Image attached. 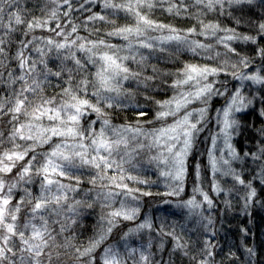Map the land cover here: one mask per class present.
<instances>
[{"label": "snow or ice", "instance_id": "1", "mask_svg": "<svg viewBox=\"0 0 264 264\" xmlns=\"http://www.w3.org/2000/svg\"><path fill=\"white\" fill-rule=\"evenodd\" d=\"M20 2L21 0H0V30H4L6 36L17 30L15 28L16 25L27 23L29 31L34 28L43 27L39 19L26 21L23 18V10L19 8ZM51 2L56 3V0H51ZM88 2H90V0H85V4ZM91 2L97 3L98 0H91ZM156 2L163 4L165 2H170V0H156ZM224 2L225 0H194V3L197 5L206 3V7L209 10H212L213 6L217 4L222 6ZM241 2H243V0H228L229 4H238ZM248 2L250 3L251 0H248ZM63 4L69 9L72 8L70 0H63ZM154 6V0H135V3H133L132 0H128L127 4H115L112 0H103V8L123 9L136 17L135 27L116 28L107 33V35L122 37L125 41H128L126 47L131 48L132 42L130 37L133 35L142 37L145 31L149 29H167L171 34L158 38L149 37V41L152 39H159L164 43L175 41L179 45H187L188 50L195 55L200 54L197 51L198 49L212 50V45H207L199 41H189L186 35L179 34L175 28L165 24H156L149 19L146 14H141L140 11L136 10L138 8L143 9L144 7L152 9ZM12 8H16L17 10L13 12L11 11ZM80 8L84 11H91V9H86L84 4H81ZM173 10V6L167 9L169 12ZM63 15L67 17L69 12L65 11ZM5 16L8 18L7 24L4 23ZM51 16L53 18L56 17L55 9L52 11ZM105 19L106 17L104 15L97 13H93L87 17L88 21H103ZM78 27L79 25H72L71 31L67 33L64 32L63 28L59 31L51 29V31L55 33V36H63V42H58L52 38L45 41L48 46L57 51V58H61L60 70L53 72L52 69L48 67V62L42 59L39 63L44 65V70L41 71L39 75H42L45 80H47L49 76L62 77V74L67 71L69 77L66 83H70L74 79L71 74L73 69H68L63 66L65 61L70 60L74 63L76 72L84 71L85 62L96 66L97 71L93 74L92 80H89L87 76H85L76 84L75 89L72 87L64 88L63 95L67 97V99L57 106L49 107V105H54V99L41 98L39 103L33 104L28 96L24 95L25 92H32L35 94L36 90L40 87V82L36 79L32 80V85H34V87L25 86L20 91L14 92L12 97L0 101V116L12 114V120L9 121L10 123L12 121H18L21 115L28 117L30 121L35 124L36 130V134H31V126L23 124L20 128H15L13 130L10 139L19 136L21 140L32 141L33 143L24 147L22 151L19 150L21 145L13 143L12 149L0 153V173L12 172L16 164L20 161H24L25 157L28 156L30 152L35 153L39 146L50 144L54 137L60 138L59 142L54 143V146L51 147V151L33 154L31 159L27 160L22 166V170L19 172V180L23 181L27 177L28 183L32 182L30 173L33 172V169L36 176L42 177L39 195L32 196L31 199H28L27 197L31 196V194L25 189L26 197L22 198L23 203L10 206L12 190L17 187V184L12 183L8 185L5 191V179L0 177V264H59L61 256L59 249L71 247L69 242L58 244L56 238L60 233H55V230L52 228V224L58 222L52 220V216H59L62 214L64 210L62 203L66 202L68 199L66 195L54 194L53 187H55L57 193H64L65 190L76 191V187L63 184L60 179L56 177H65L69 180L74 179L78 185L80 177L75 175L74 170L82 168L93 169L96 171L88 181L89 183L96 185L98 180L104 181L107 179L110 185L125 190L122 192H113L111 190L104 192L102 198L108 202L105 205L106 207H110L111 202L120 195L131 197L132 200H138L139 197L133 195V189L128 188V185L123 183L125 179L136 180L137 177L131 175L126 177L123 173L126 171L124 168L125 164H128L131 168L137 167L134 160L135 155L139 153L136 152V149L129 152L127 148L130 140L135 141L139 136L143 135L148 137L150 142L148 144L138 142L137 148L141 150L145 147L151 149L152 147L159 146L163 141V146L169 154L165 156L163 160H161L159 156H155L149 161V163L160 161L168 166L169 170L162 171L160 175L169 177L172 181H175L176 186L173 188L172 192L166 193V195H179L180 192L184 191L183 182L188 170L186 160L196 134L201 131V129L197 127L200 120L191 123L190 118L193 117L194 113L185 111L182 117L174 120V123L166 127L154 129L151 133L143 131L139 126L112 125L99 105L104 101H108L107 107H113V100L115 98L106 96L104 93H116L117 96H119L122 91V81L139 79L141 74L139 72H131L129 67L124 63V61L128 60L130 57L120 56L118 53L121 49L116 45L107 43L103 38L93 41L85 37L77 36L76 39H70V37L77 32ZM203 27L205 29H210L211 31L209 34L212 36H216L218 31L231 32V35H226L217 39V43L223 44L229 51H235V49L229 47V41L242 39L244 41L252 40L254 42L255 40L254 37H241L237 35L235 29H221L217 24H207ZM259 27L260 31L264 33V23L260 24ZM188 32L193 33L195 29H189ZM200 34L203 35L205 33L202 32ZM25 35H27V32ZM3 43H5V41L0 39V44ZM28 43L31 44L32 41H28ZM138 43L141 48L154 49V45L151 42H146L141 39L138 40ZM23 46L27 47V44ZM64 50L67 51L66 55L63 54ZM160 50L163 51L164 49L161 48ZM36 51L41 52V55H46L41 49H36ZM77 51L85 53L84 61L77 57ZM3 52L4 49L0 48V53ZM261 54H264V49L261 50ZM216 55L219 54L217 53ZM17 58L20 61L19 66L21 68L27 66L29 73L35 72V62L28 64V60L23 56L22 52L18 53ZM209 58L215 59V56ZM131 59L135 60V57H131ZM145 59V57H141L139 63H143ZM241 63L247 66L244 60H242ZM235 67L236 66L233 65V68ZM222 71H224L223 68H210L206 65L185 64L177 73V76L180 78L176 79L172 86L174 88H179L183 85H192L195 90L179 93L177 96L167 101H158L157 103L160 104L161 108L166 110L158 112L156 114V119L164 120L167 117H177V114L180 113L182 109H186V106L191 104L193 100H202L206 103L207 99L212 96H222L223 93L214 89V81L208 82L210 76L218 75L219 72ZM232 75L236 79H251L257 83L264 82V77L260 76L243 77L236 72H233ZM16 79L25 80V76L22 75ZM145 79H152V77H146ZM11 82L15 83V80ZM90 86L95 88L93 92V95L97 97L95 104L91 103L89 99L77 95L78 92L87 91ZM248 103H251V101ZM238 104L239 107H237ZM245 106L243 97H240L239 91H237V93L232 96L231 101L227 103L226 107L220 110L223 123L220 132L223 134L225 147L229 150L228 154L233 159H240L235 149L228 142L231 135L230 129L234 130L237 124V121L233 118V114ZM88 109L96 113L97 121H92L87 128H82L81 119L85 116L86 110ZM196 111L201 120L205 118L207 112L206 108H200ZM139 115L143 116L144 113L141 112ZM220 115L217 116L218 122H220ZM45 118L52 123L47 126L36 123ZM101 118H103L102 126L99 131H96L93 129L92 124L99 122ZM26 127L30 133L29 135H23V131ZM261 131L264 133V129ZM129 132L133 133L130 138L127 136ZM218 138V136H213L214 145ZM68 140L73 141V143L69 144L67 142ZM173 141L181 142L179 150H175L177 145L173 143ZM2 143L3 141L0 140V144ZM122 145L125 149L123 155L120 154ZM261 154H264V149H261ZM245 155H247V153ZM38 156L42 157V160H38ZM114 156H118L119 159H115ZM253 156L255 159H259V156L256 154H253ZM209 158L213 171H219L217 159L211 150H209ZM37 163H39V167L36 166ZM223 163L228 164V161L224 160ZM109 169H114L119 172L120 175H108ZM195 174L197 179H199V165L196 166ZM225 174L227 175L228 173ZM232 174L240 184L245 183L244 180L240 179L238 174L234 172ZM261 174L264 175V167L261 169ZM139 182L142 184L151 183L147 180H140ZM261 182L264 183V179H262ZM247 186L251 187V183L249 182ZM101 187L107 188L108 185H101ZM213 189L215 191L220 190L217 185H213ZM193 191L194 193L201 192V189L196 187ZM201 194L204 197V201L211 207L212 200L206 193L201 192ZM99 195L101 194L98 193V196ZM142 195L149 196L152 194L143 192ZM254 195L255 190L253 189L250 196ZM80 203L81 201H76L77 205ZM86 206L89 208L92 207L91 204H87ZM180 206L199 207V204L196 203L195 195H193L191 199L184 201ZM68 211L75 212V208L72 205H68ZM139 211L140 209L138 207H129L127 203L122 200L120 201V207L118 209L109 212L106 217L102 216L101 221H107L106 229L102 224L97 239L92 240L88 247L82 250L79 248L75 250L74 258L77 264H96L93 253L107 238V235L112 232L113 228L118 223V218L133 220ZM26 213L30 214V218L21 223V219ZM17 214H20V216L18 217ZM151 227V222L145 221L139 224L137 229L130 231H139ZM64 230V227H61L60 231L63 232ZM161 234H164L163 225L161 226ZM166 234L174 236L172 232ZM127 235L128 233H125V236ZM175 239L177 240L176 248L184 247V245L179 243L178 237H175ZM210 254L211 253H209V255ZM140 259L142 261H148L149 257L141 253ZM100 261L102 264H121L119 253L115 252L111 247L104 250L103 255L100 257ZM204 264H206V262H204Z\"/></svg>", "mask_w": 264, "mask_h": 264}, {"label": "trees", "instance_id": "2", "mask_svg": "<svg viewBox=\"0 0 264 264\" xmlns=\"http://www.w3.org/2000/svg\"><path fill=\"white\" fill-rule=\"evenodd\" d=\"M253 1L255 0H251L250 3L248 0H243V2L238 4H229L228 0H225L222 6L217 4L213 6L212 10H209L206 7V3L197 5L194 3V0H170V2H165L163 4L154 0L155 6L152 9H148L147 7L136 9L140 11L141 14H146L148 18L156 24L169 25L179 32L191 35L195 40H198V38L201 37L200 35H202L200 33L203 32L205 33L203 35H207L210 39L215 38V42L211 43L204 39V43L213 45V48L211 51L198 49L199 55L193 54L188 50L187 46L184 45H169L163 48V51L160 50L162 47H154V49L147 50L136 47L135 54L131 53L129 56L130 58L124 62L131 72H139L141 75L139 79L122 81V91L119 96H117L116 93H104L106 96L115 98L113 100V107H107L108 101H104L99 105L103 109L105 116L111 123H137L142 126L143 123L154 122V120H156V114L161 108L160 104L157 102L165 101V94L171 91L174 81L179 78L177 76L178 71L182 69L185 64H198L201 66L206 65L210 68H223L224 71L219 72L220 75H223L224 72L230 73L239 71L244 67L255 65L260 61L259 59L264 60V54H261V50L264 49V33L260 31L259 27L260 24L264 23V6H260L261 8L259 9L253 5ZM70 2L72 3L71 9L63 4V0H56V3H52L51 0H21L19 4V8L23 10V18L26 21L39 19L43 24V27L34 28L32 30L34 32L36 31V37H38V39L41 38L43 44L42 46L40 45V48L45 51V61L48 62V67L51 68L53 72L60 70L61 58H57V51L48 46L45 41L52 38L58 42H63V36H55V33L51 31V29L59 31L63 28L64 32L67 33L71 31L72 25H79L77 32L74 33L70 39H76L77 36L85 37L93 41L103 38L109 44L118 45L122 37L108 36L107 33L120 27L136 26V17L134 15L129 14L123 9H105L103 8V0H98L97 3H92L90 0L87 4H85V0H70ZM112 2L115 4H127L128 0H112ZM132 2L135 3V0H132ZM258 3L263 5L264 0H258ZM81 4H84V7L86 9H91V11L81 10ZM170 6L174 8L172 12L167 11ZM54 9L56 10L55 18L51 16ZM16 10V8L11 9L13 12ZM65 11L69 12L67 17L63 15ZM93 13L104 15L106 19L103 21H88L87 17ZM4 23H8L7 16H5ZM207 24H217L221 29H235L237 35L241 37H254L255 40L254 42L252 40H235V42L229 44V47L235 49V51H229L224 45L217 43V38L231 35L232 33L218 31L216 36H212L209 34L211 30L203 27ZM15 28L17 30L11 32L10 35L7 36L4 34V30H0V39L5 41L1 47L4 49V52L0 53V101L12 97L13 93L17 92L15 89L16 84L11 82L14 80L12 72H15V63L11 61H14L15 57H17L16 52L19 47L18 45L25 36L26 31L29 30L27 28V23L16 25ZM193 28L195 32L189 33L188 30ZM145 34L148 33L145 32ZM130 40L132 42L133 38L131 37ZM122 42L124 41H121V43ZM136 44H134V46ZM130 50L132 51V49ZM138 51L140 54H136ZM217 53L219 55H216ZM63 54L66 55L67 51L64 50ZM212 56H215V59L209 58ZM39 57L40 56H37L33 59L31 56L30 59H28V64H31V59L35 60L36 73L39 76L36 80L40 82V87L36 90L35 94L31 92L24 93V95L27 93L29 94L27 96L31 98L30 100H33V104H37L41 98L54 99V105L61 104L67 99V97L63 95L64 88L72 87L75 89L76 84L79 83L81 79L87 76L89 80H92L93 74L97 71L96 66L85 62L84 71L76 72L74 63L69 60L65 61L63 66L68 69H73L71 73L74 77L73 81L66 83L69 77L67 71L62 74V77L49 76L47 80H45L42 75H39V73L44 70V65L39 63L41 60ZM77 57L84 61L85 53L77 51ZM131 57H135V60L131 59ZM141 57L146 58L143 63H139ZM242 60L246 61L247 66L241 63ZM233 65L236 67L233 68ZM146 77H152V79H145ZM94 91L95 88L90 86L87 91L78 92L77 95L89 99L91 103L95 104L97 97L93 95ZM254 108L255 109L248 110L240 115L242 128L236 140L237 146L242 151L247 150L250 153L258 154L259 151L261 152V149H264V133L261 131L264 129V99L259 100ZM141 112L144 113L143 116L139 115ZM6 117L12 120V114L1 116L2 120ZM20 118L24 120L25 125L26 123H32L28 117L24 118L20 116ZM102 119L103 118H101V120ZM101 120L92 124L94 129L97 127L98 123L102 122ZM92 121H97V115L95 112L88 109L86 110L85 116L81 119V124L88 127L89 123ZM19 123L15 124V126L17 127ZM39 123L46 126L47 124L50 125L52 122L49 120L47 122L46 119H43L39 121ZM59 140L60 138L54 137L53 141L49 144V148L53 146L54 143L59 142ZM13 143L19 145L24 144L23 141L20 142V139L17 138ZM13 143L12 141H8L6 142V146L12 149ZM32 143V141L26 142V145ZM6 146L3 145L2 147L6 149ZM45 148L46 145L39 146L35 154L40 153L42 149L45 151ZM147 152L148 149H146L144 153L147 154ZM151 158L152 157H150V159ZM29 159L31 158L26 157L24 164ZM38 160H42V157L38 156ZM139 163L140 165L138 167L140 168H136L137 170L135 168H129L131 176L137 177L136 180L132 181L139 182L140 180H146V178L151 179L146 173H149V168L153 167V163H146V161L145 163L144 161ZM36 166L38 167V164ZM95 171L96 170L89 168L74 170L75 175L80 177L78 185L74 179L69 180L65 177L58 178L63 184L76 187V191L66 190L67 192L65 195L68 199L66 202L62 203L64 209L62 214L59 216H52V220L58 221L52 224L55 233H60L56 238L57 243L64 244L65 242H69L71 245V247L67 249H59L61 252L59 264H77L74 258L75 250L77 248L82 250L88 247L92 240L98 238L99 230H96L98 228V216L101 212L106 211V209L94 199L96 197L95 192L102 184L108 186L110 184L109 182H101L99 180L96 185L89 183L88 181L91 179V176L95 174ZM111 171L108 172V175H111ZM30 175L32 176L33 182L35 179L39 181L42 179L40 176H35L34 171L30 173ZM115 175H120V173L118 172ZM126 175L129 176L128 174ZM260 177L263 178V175H260ZM25 180L19 182L20 186L12 191V201L14 203H16L15 199L18 198H21V202L23 203L22 198L26 197L25 189L27 188L28 193L31 194V196L27 197L28 199L37 195V193L31 189L35 187V184L27 187L25 186L27 180ZM123 183L128 184V186L130 185L127 179H125ZM226 183L228 182L222 183L225 188V194L221 195L222 197L219 198L218 201L217 199L215 200L217 205L212 208V210H218H215V213H213L214 217L209 225L210 230L212 229L215 234L212 235L207 228L205 230H195L191 227L190 231L187 232H185L186 229H183L177 235L180 239V244L184 245V247L176 248L175 243H177V241H172L171 238L164 236V231H173V228L174 230L179 228L181 225V218L175 215L166 216L165 214L167 213H164L165 217L162 224L159 225L158 218L162 219L161 215L157 216L158 213L156 212L151 214V218H153V221H151L153 225L151 229L154 230L152 233H156L155 231H157L158 235L164 238V246L156 248L154 246L152 250V255H154L152 260L155 261V259H157L156 264H159L158 259H160V257L162 262L164 261L168 264H198L202 260L200 259L202 257L204 258L202 261H205L208 257H215L217 264H264V184H262V182H256V191L252 198L253 202L249 205L246 204V207H244L242 205L243 202L241 203L239 200L241 196L239 197L234 191L230 193ZM154 188H156V186ZM144 189L146 190V188ZM248 198L249 197L246 196V199ZM245 200L244 203H246ZM76 201H81V203L77 205ZM87 204H91L92 207H87ZM68 205H72L73 207L76 206V212L72 218V212L68 211ZM151 205L152 204H150V206ZM218 205H220V207H217ZM163 208L165 207H162V209ZM160 213H162V211H160ZM17 215L20 216V214ZM26 215L27 217L25 218ZM25 216L21 219V223L24 222V218H30V214L26 213ZM118 224H120L119 226L121 227L120 231H117L118 235L124 236L125 233L129 234L130 230L126 228L124 221ZM162 225L164 234H161L160 231ZM61 227L65 229L63 232L60 231ZM146 232L145 230L144 233ZM202 239H205L206 248L200 245ZM154 242L157 243V241ZM102 245L103 243L95 250L93 256H95V254L97 255V250H99ZM209 253L211 254L209 255ZM158 254L160 256H158ZM146 262L147 261H145V263ZM209 264H211L210 261Z\"/></svg>", "mask_w": 264, "mask_h": 264}, {"label": "rangeland", "instance_id": "3", "mask_svg": "<svg viewBox=\"0 0 264 264\" xmlns=\"http://www.w3.org/2000/svg\"><path fill=\"white\" fill-rule=\"evenodd\" d=\"M253 5H255L259 9L262 6H264V4L263 5L259 4L258 0L253 1ZM166 30L167 29L153 30V31L146 30L145 32L148 34H145L142 37H136L135 35H133L131 48L126 47V45L128 44V41H125L122 38L121 41H124V42L121 43V41H120V44L116 45L121 49V51H119L118 54L120 56H128V57L131 55V53L135 54V51H136L135 48L140 47L139 43L137 41L141 40V39L145 40L146 42H151L154 45V47H156V48H161V47L166 48L169 45H179L175 41L168 42V43H164L163 41H161L159 39H152L151 41H149V39H148L149 37L158 38L161 36H167V35L171 34V33H169L168 30L167 31ZM26 32H27V35H25L23 37L20 44L18 45L19 47L17 49L16 56H18V53L22 52L23 56L26 57L27 60L30 59L31 56L33 59L37 56H40L39 58H41V60L42 59L45 60L44 55H41V52L36 51V49H39L40 45L42 46V44H43L41 41V38L38 39V37H36V31L34 32L33 30H30V31H26ZM177 32L179 34L186 35L189 41H199L201 43H204V39H205L207 41H210L211 43L215 42L214 41L215 38L214 39L211 38L212 39V41H211V39L209 37H207V35L206 36L200 35L201 37H199L198 40H195L191 37V35H188V34H185V33L179 32V31H177ZM29 38H30V40H29ZM28 41H32V43L29 44ZM232 42H235V40L229 41L228 44H231ZM25 44H27V47L23 46ZM134 44H136V45L134 46ZM207 45H211V44H207ZM2 46L3 45L0 44V48ZM184 46H187V45H184ZM130 49H132V51ZM143 49L147 50V48H143ZM42 52L45 53L44 50H42ZM136 54H140V52L138 51ZM33 59H31V63H33L35 61ZM259 60L260 61L257 62L255 65H251V66L248 65L250 67H244V68L240 69L239 71H233V72H236L238 75L243 76V77H250V76L264 77V60L263 59H259ZM11 62L15 63L14 64L15 66L13 65L15 67V72H12V75H14V80H15V84H16L15 85L16 91H20L23 87L29 86V85L34 87V85H32V80L38 79V77H39L36 73V70L34 73H29L27 66L25 68H21L19 66L20 61L17 57H15L14 61H11ZM233 72H230L231 74L224 72L223 75H220V73H219L218 75H214V76L209 77L208 82L214 81V84H213L214 89L223 93L222 96H212L211 98L207 99L206 103H204L202 100H193L191 104L186 106V109H182L181 112L177 114V117H167L161 121L156 119V117H155L156 120H154V122L143 123L142 126H140L137 123L136 124H129V123H119V122L111 123L110 122L112 125H115V126H123V125H130L132 127L139 126L143 129V131L151 133L152 130H154V129L166 127L167 125L174 123V120L182 117L184 115L185 111H191L194 113V115H193V117L190 118V122L195 123L197 120H200V123L197 124V127L200 128L201 131L196 134L192 148H191L189 155L187 157L186 165H187L188 170L185 174V179L183 182L184 191L180 192L179 195H166V193L172 192L173 188L176 186V182L172 181L169 177H165V176L160 175V173L162 171H168L169 170L168 166L165 165L164 163L160 162V161L152 162L153 167L149 168V173H146V175L151 177V179L146 178V180L150 181L151 183L142 184L140 182H133L132 180H128V182L130 183L128 188L133 189V195L138 196L139 197L138 200H132L131 197H125L123 195H120V196H117V198L111 202L110 207H106L105 205L108 202L103 200V198H102V195L104 192H107L109 190H111L113 192H122L125 190L116 188L113 185L112 186L109 185L107 188L100 187L99 189H96V192H95L96 197L94 199H96L98 204H101L104 207V209H106V211L101 212L100 215L98 216V221H97V227L98 228L96 229L97 231L99 230L98 232H100L102 224L105 227V229L107 227V221L105 220L102 222L101 217L102 216L106 217L109 212H111L115 209H118L120 207V201H122V200L125 201L129 207H138L140 209L139 213L135 216V218L133 220H123L122 218H118V223L124 221L126 224L125 225L126 228H128L129 230L137 229L138 225L141 223H144L145 221H150V222L153 221L152 220L153 218H151V214H153L155 212L158 213L157 216L161 215V217H162V219L158 218V220H159L158 222L160 223L159 225L162 224V221H163L165 215L166 216H168V215L179 216L181 218V225L180 226L178 225L179 228L175 229V230L173 228V231H171V230L164 231L165 232L164 236L167 238H171L172 241L176 240L175 237H178L177 234H179L181 230L186 229L185 232H187V231H190L191 227L195 230L196 229L205 230L207 228L211 232L212 235L215 234V233H213L212 229L210 230L209 225H210L212 218L214 217L213 213H215V210H216V209L212 210L213 206L217 205V202H215V200L217 199V201H218L219 198L222 197L221 195L225 194V192H224L225 188L223 187L222 183L224 184L225 182H228V183H226L228 185L227 188H229L228 191H230V193H231V191H234V193L237 194L239 197L241 196L240 197L241 199H239V200L241 201V203L243 202L242 205L244 207H246V204L249 205L250 203L253 202L252 201L253 196H250V193L252 192L253 189L256 191V186H255L256 182H261L262 179L264 178V175H263V178L260 177V175H262L261 169H262V167H264V155L261 154L260 151L258 152V154L250 153L247 150L242 151L237 146V140L236 139H237V136L240 133L241 128H242L240 115H242L243 113H245L248 110L255 109L254 107L257 104V102L261 99H264V82L257 83L251 79H243V80L236 79L232 75ZM22 75L25 76V80L16 79L17 77H20ZM28 82H30V83H28ZM6 86H8V85H6ZM194 90L195 89L192 85H183V86H180L179 88L172 87L171 91L168 94H165L166 95L165 101L170 100L174 96H177L179 93L190 92V91H194ZM237 91H239L240 97H243V102L246 106L241 108V110L234 112V114H233V118L237 121V124L234 127V130L230 129L231 135H230L228 142L235 149L237 156L240 157V159H233L228 154L229 150L227 147H225L224 137H223V134L220 132V129L223 127L222 115H220V110H222L224 107H226L227 103L231 101L232 96L235 95L237 93ZM27 95H29V94L27 93L26 96ZM32 96H33V94H32ZM30 99L31 98H29V100ZM31 101L33 102V100H31ZM249 101H251V103H248ZM39 102H37V103H39ZM52 106H57V104L49 105V107H52ZM237 107H239V104L237 105ZM200 108H206V110H207L206 116L202 120L200 119V116H199L198 112L196 111ZM164 110H166V109L160 108V110H158V111L160 112V111H164ZM8 115H6V116H8ZM218 115H220V122L217 121ZM22 117H24V116H22ZM9 121H11V120L8 119L7 117L2 120V118L0 116V134H2V135H0V140L3 141V143L0 144V153H3L5 151H8L11 149V147L8 148L6 146V142L12 141V143H13V141H15L16 138L20 139L19 136H16V138L14 137V138L10 139L11 134L16 127L15 124L19 123V121H20L19 125L16 128H20V126L22 124L25 125L24 120H22L20 117H19L18 121H12L11 123ZM47 122H48V120H47ZM36 123H39V122H36ZM26 125L31 126V128H32L31 134H36L34 123H30V124L26 123ZM41 125L44 126V124H41ZM101 126H102V122L98 123L95 130L99 131ZM81 127L87 128L86 126H84L82 124H81ZM29 134L30 133L28 131V128L26 127L23 131V135H29ZM132 135H133V133H131V132L127 133V136L129 138ZM213 136L219 137L217 139L215 145L213 144V139H212ZM22 141L24 144L21 145V148L19 149L20 151H22L24 147L29 146L28 144L26 145V142H30L27 140H21L20 139V142H22ZM67 142L69 144L73 143V141H71V140H68ZM138 142L148 144L150 142V140L148 137H145L143 135L137 137L135 141L130 140L127 151L132 152L133 149H136V152L139 153L138 155H135V160H134V162L137 164V167H136L137 169L140 168V167H138L140 165L139 162L144 161V163H145V161H146V163H147L150 161V157L159 156L160 159L163 160V158L165 156L169 155L163 146V141L161 142V144L159 146L152 147L151 149L145 147L142 150L137 148ZM173 143H175L177 145L175 150H179V147L181 146V142L180 141H173ZM3 145L6 146V149H4V147H2ZM44 145H46L45 151H43V149H42L41 152L51 151L52 146H50V148H49V144H44ZM146 149H148L147 154L144 153L146 151ZM124 150H125L124 146L122 145L121 146V153H120L121 155H123ZM209 150L212 151L213 155L217 159V167L219 168V171H213V169H212V166L210 163V158H209ZM142 151L144 154L142 153ZM246 153H247V155H245ZM33 154H35V153L30 152L29 155L26 157L31 158V156ZM253 154H256L257 156H259V159H255ZM26 157H25L24 161H20L16 164V166L13 168L12 172L0 173V177H3L5 179V184H6L5 191H6L8 185H11L12 183H16L17 184L16 188H18L20 186L19 182H23L22 180H19V172L22 170L21 165L22 164L24 165V162L26 161ZM114 158L117 160L119 159L118 156H114ZM224 160H227L228 164H224L223 163ZM37 164L39 167V163H37ZM197 165H199V168H200L199 179H197L196 174H195V169H196ZM124 168L126 169V171L123 174L125 176H127L126 174L131 175V173L129 172V168H131V167L129 165L125 164ZM33 171H34V169H33ZM109 171H111L110 172L111 175L118 173L114 169H109ZM233 172L238 174L240 176V179L244 180L245 183L240 184L235 179L234 175L232 174ZM225 173H228V174L226 175ZM246 173H248V174H246ZM56 178H59V177H56ZM27 179L28 178L26 177V180ZM101 182H108V181L104 180ZM249 182L251 183V187L247 186L249 184ZM36 183H37V188H36ZM34 184H35V187H32L31 189H33V191L35 193H37V195H39V192H38V190H40V181L39 180L35 179V181L34 182L32 181L31 183H28L27 181L25 182V186H27V187L32 186ZM262 184H264V183H262ZM102 185H104V184H102ZM213 185H217L220 190L215 191L213 189ZM155 186H156V188H154ZM196 187H199L201 189V192L206 193L208 195V197L212 200V206L211 207H209L207 202L204 201V197L201 194V192L194 193L193 190ZM16 188H14L13 190H15ZM144 188H146V190ZM136 190H138V191H136ZM27 192H28V188H27ZM34 192H33V194H34ZM66 192L67 191L65 190L64 193H57L55 187H53V193L54 194L65 195ZM143 192H149L152 195L144 196V195H142ZM98 193H100L101 195L98 196ZM246 193H248V194H246ZM193 195H195V200H196V203L199 204V207H194V206L183 207V206H180L183 204L184 201L191 199L193 197ZM246 196L249 198L246 199ZM216 197H218V198H216ZM12 199H13V193L11 195L10 206H15L18 203H22L21 198L15 199L16 203H14L12 201ZM244 200L246 201V203H244ZM150 204H152V205L150 206ZM162 207H165V208L162 209ZM217 207H220V205H218ZM74 208H75V212H76V206ZM160 211H162L163 214L160 213ZM216 211H218V210H216ZM75 212H72L71 218L74 216ZM219 212H220V209H219ZM164 213H167V214L164 215ZM26 217H27V215L25 216V218ZM25 218H24V220H27ZM118 223L113 228L112 232L107 235V238L105 239V244L103 241L102 247L99 248V250H97V255L95 254V256H94L96 264H102V262L100 261V257L103 255L104 250L107 248H110V247L115 252L119 253V260H120L121 264H156L157 259H155V261L152 260L154 257V255H152V250H153L154 246H155V248L160 247L161 245L164 246V244H163L164 238L161 237L160 235H158L157 231H155L156 233H152L154 230H152L151 228H145V229H142L139 231H129V234L127 236H125V235L120 236V235H118V232H117V231H120V228H121L119 226L120 224H118ZM151 224H152V222H151ZM145 230L147 231L146 233H144ZM160 231H161V229H160ZM169 232L174 233V236H170V235L166 234ZM204 240L205 239H202L200 241V245L203 248H206V243ZM154 241H157V243ZM179 243H180V239H179ZM133 250H135V251H133ZM141 253H143V255L149 257V260L146 263H145V261H142L140 259ZM158 256H160V255L158 254ZM200 259L203 260L204 258L202 257ZM202 260L198 264H204V262H206V264H209V261L211 264H217V262L215 261V257H208L205 259V261H202ZM158 262H159V264H168L164 261L162 262L161 257H160V259H158Z\"/></svg>", "mask_w": 264, "mask_h": 264}]
</instances>
